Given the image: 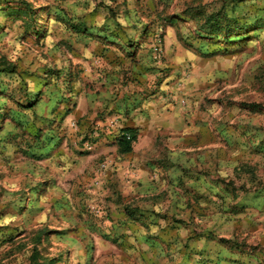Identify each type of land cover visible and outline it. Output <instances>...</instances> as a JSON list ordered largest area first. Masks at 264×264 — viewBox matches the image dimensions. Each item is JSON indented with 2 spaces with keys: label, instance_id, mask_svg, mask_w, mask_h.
I'll list each match as a JSON object with an SVG mask.
<instances>
[{
  "label": "rangeland",
  "instance_id": "obj_1",
  "mask_svg": "<svg viewBox=\"0 0 264 264\" xmlns=\"http://www.w3.org/2000/svg\"><path fill=\"white\" fill-rule=\"evenodd\" d=\"M103 7H112L121 22L132 10L144 31L160 24V35L153 37L156 63L173 18L175 31L185 33L181 43L197 57L190 66L208 68L200 70L206 87L188 91L184 99L179 128L159 133L148 152L158 186L151 233L159 246L143 245L142 251L134 241L128 250L102 244L94 232L77 237L82 222L55 205L50 168L29 154L40 132L29 134L38 119L25 104L35 99L37 78L46 81L42 71H56L61 78L54 75L50 89L69 95L79 72L70 64L72 46L65 38L72 20H59L57 11L84 12L99 27L103 18L97 11ZM202 36L213 54L195 49ZM102 49L91 58L101 60ZM5 69L13 87L6 100L0 90V105L6 101L13 114H0V264H264V0H0V74ZM7 124L13 131L5 140ZM102 161L95 171L99 184L94 180L91 188L106 174L97 175ZM172 233L177 243L170 249ZM146 246L159 253L155 260ZM79 247L88 248L87 260L75 256Z\"/></svg>",
  "mask_w": 264,
  "mask_h": 264
},
{
  "label": "crops",
  "instance_id": "obj_2",
  "mask_svg": "<svg viewBox=\"0 0 264 264\" xmlns=\"http://www.w3.org/2000/svg\"><path fill=\"white\" fill-rule=\"evenodd\" d=\"M115 12L112 7L97 11L103 18L97 27L90 24L89 15L84 12L69 16L67 12L57 11L59 20H72L71 30L65 38L72 46L68 60L79 72L71 79L69 92L72 94L69 95H65L59 87L55 89L57 91L50 89L53 76L61 78L56 71H42L46 81L37 78L40 87L31 93L37 101L27 98L25 104L26 110L35 112L38 119L32 121L37 126L32 125L29 134L34 136L40 132L30 144L29 154L50 168L55 179L52 183H56L51 195L53 197L54 194L55 205L70 210L72 218L82 222L77 237L85 236V232H94L102 244H115L128 250L133 249L131 242L134 241L137 250L142 251L143 245L159 246L151 233V222L156 219L152 213L155 211L151 210L157 209L152 205L158 186L153 183L155 166L148 152L159 141V133L173 134L170 131L179 128L182 108L186 104L184 99L188 91L192 93L206 87L203 72L208 68L206 64L199 69L190 66L189 63L197 57L181 43L180 37H184L185 33L175 31L173 18H170L171 26L163 31L161 60L156 63L153 37L160 35V24L144 31L146 27L142 30L137 28L140 25L132 10H128L124 22ZM219 36L223 35L219 33ZM198 41L200 45L195 48L198 53L203 56L213 54L209 50L212 44L208 38L202 36ZM216 42L219 41L214 44ZM129 47H132L133 55L128 54ZM99 49L103 50V58L99 61L92 59ZM225 51L230 52V49ZM1 74L0 90L5 93L2 97L6 100L13 82L7 69ZM154 80H158V84L155 83L157 86H154L156 90H152ZM44 96L49 97L46 100ZM69 96L74 97L68 99ZM172 99L181 109L172 107ZM4 111L13 114V107L8 106L6 101L0 105V114ZM175 124L177 126H173ZM12 131L13 125L7 124L2 133L5 140L12 136ZM129 135L135 139L130 143L131 150L125 152L121 142ZM174 140L177 141L175 138L171 141ZM86 142H91L95 151L86 150ZM5 147L7 156L8 149ZM102 160L109 163L106 174L100 186L91 188L97 179V165ZM163 176L166 180L169 173L166 171ZM89 209L96 210L100 215ZM174 236L172 233L169 237L171 241L167 243L170 249L177 243ZM146 247L145 250H153L150 246ZM158 254L153 250L152 260ZM186 254L180 253L183 259ZM75 256L87 260L88 248L79 247Z\"/></svg>",
  "mask_w": 264,
  "mask_h": 264
},
{
  "label": "built area",
  "instance_id": "obj_3",
  "mask_svg": "<svg viewBox=\"0 0 264 264\" xmlns=\"http://www.w3.org/2000/svg\"><path fill=\"white\" fill-rule=\"evenodd\" d=\"M128 139H130L129 136H128ZM84 148L88 151H91V152L95 151V147L91 142H86ZM108 165H109L108 161H106V160L102 161V163L100 164V166L97 170V175L98 176L103 175L106 172ZM98 184H99V180H95V185H98Z\"/></svg>",
  "mask_w": 264,
  "mask_h": 264
},
{
  "label": "trees",
  "instance_id": "obj_4",
  "mask_svg": "<svg viewBox=\"0 0 264 264\" xmlns=\"http://www.w3.org/2000/svg\"><path fill=\"white\" fill-rule=\"evenodd\" d=\"M18 13H19V14H21V13H23V14H27V12L24 11V10H22V9H20V10L18 11ZM214 30L217 31L216 28H214ZM129 137H130V139H128V136H127L126 139H125L124 141L121 142V146H122V148H123V151H125V152H128V151L131 150V145H130V143L132 142V140L135 139L134 137H132V136H130V135H129Z\"/></svg>",
  "mask_w": 264,
  "mask_h": 264
}]
</instances>
